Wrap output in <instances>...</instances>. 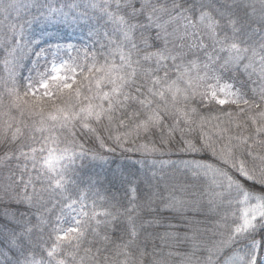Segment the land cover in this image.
I'll return each mask as SVG.
<instances>
[{
    "label": "snow or ice",
    "instance_id": "1",
    "mask_svg": "<svg viewBox=\"0 0 264 264\" xmlns=\"http://www.w3.org/2000/svg\"><path fill=\"white\" fill-rule=\"evenodd\" d=\"M0 264H264V0H0Z\"/></svg>",
    "mask_w": 264,
    "mask_h": 264
},
{
    "label": "trees",
    "instance_id": "2",
    "mask_svg": "<svg viewBox=\"0 0 264 264\" xmlns=\"http://www.w3.org/2000/svg\"><path fill=\"white\" fill-rule=\"evenodd\" d=\"M23 2L24 3H31L32 0H23ZM67 31H68L69 34H72V30L71 29H68ZM72 39H73V42H76V36L75 35H73ZM165 158H167V157H165ZM172 158L175 159V157H172ZM139 159H140L139 154H136V155H132V159L131 160L122 161V163H124L125 165H128V166H131L134 161H138ZM196 218L197 219H201L202 217H196ZM172 223H175V221H172Z\"/></svg>",
    "mask_w": 264,
    "mask_h": 264
}]
</instances>
